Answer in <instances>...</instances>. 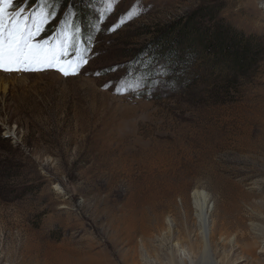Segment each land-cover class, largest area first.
I'll return each instance as SVG.
<instances>
[{
	"label": "rangeland",
	"instance_id": "obj_1",
	"mask_svg": "<svg viewBox=\"0 0 264 264\" xmlns=\"http://www.w3.org/2000/svg\"><path fill=\"white\" fill-rule=\"evenodd\" d=\"M100 4L78 75L0 70V263L190 264L180 243L194 264H264V0ZM196 23L230 26L262 60L241 73L188 55L175 77L138 60L160 30Z\"/></svg>",
	"mask_w": 264,
	"mask_h": 264
},
{
	"label": "trees",
	"instance_id": "obj_2",
	"mask_svg": "<svg viewBox=\"0 0 264 264\" xmlns=\"http://www.w3.org/2000/svg\"><path fill=\"white\" fill-rule=\"evenodd\" d=\"M48 1L51 5L52 1ZM100 1L57 0L52 7L49 5L48 11L53 14V18L58 20V25L55 29L48 31L47 35L62 39L60 36L62 30L79 28L81 30L80 39L83 45L88 48L93 41L94 33L87 23L90 24L89 21L94 17L95 20L97 19L101 6ZM65 11L68 12L67 15H65ZM213 30V27L204 28L198 23L188 26L177 24V26L162 29L152 40V43L140 51L138 60L151 58L157 62V65L161 62L167 64L174 62L168 66L171 77L181 74L177 61H182L183 64L187 63L188 55H190L189 60L191 59V61L204 56L213 57L212 59L219 64L230 63L232 70L241 73L249 71L254 63L262 60L260 54L252 48L239 46L236 41L224 38V33L234 31L230 26H223L217 32H212ZM84 55L87 56V52ZM73 56V61L77 62V57Z\"/></svg>",
	"mask_w": 264,
	"mask_h": 264
},
{
	"label": "snow or ice",
	"instance_id": "obj_3",
	"mask_svg": "<svg viewBox=\"0 0 264 264\" xmlns=\"http://www.w3.org/2000/svg\"><path fill=\"white\" fill-rule=\"evenodd\" d=\"M41 3L38 10L28 11L27 5L20 7L16 0H0V70L20 72L53 68L64 76L78 75L81 65L88 63L84 55L88 49L80 39L81 30H62V39L45 37L53 14L48 11L47 0H41ZM137 14L134 11L128 16ZM73 55L77 57L74 68ZM69 69L73 70L70 72ZM160 74L165 75L166 70L161 68Z\"/></svg>",
	"mask_w": 264,
	"mask_h": 264
},
{
	"label": "bare ground",
	"instance_id": "obj_4",
	"mask_svg": "<svg viewBox=\"0 0 264 264\" xmlns=\"http://www.w3.org/2000/svg\"><path fill=\"white\" fill-rule=\"evenodd\" d=\"M193 196L196 199L195 201L196 208H198L200 211L199 224H201L202 235H203V242H202L203 249L205 250L206 253L209 254L211 253V250H212L211 249V239H210L211 227L209 225V213H211L212 208L211 206H208L206 204L207 200L205 199V195L203 193L195 192ZM225 213H226L225 214L226 216L228 215L231 216V208L225 210ZM215 223L217 222L215 221ZM172 254H175L177 256V259L181 262L187 261V262H190V264H194V262L192 261L191 252L186 247L182 246L180 243H177L175 246L172 247ZM1 257H0V261H2ZM65 262L66 264H78L77 262L74 263L71 259H68V258Z\"/></svg>",
	"mask_w": 264,
	"mask_h": 264
}]
</instances>
